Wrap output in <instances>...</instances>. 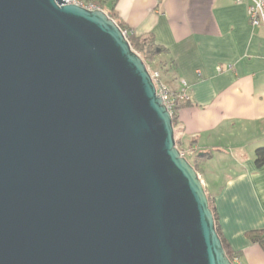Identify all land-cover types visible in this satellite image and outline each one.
<instances>
[{
  "label": "water",
  "instance_id": "obj_1",
  "mask_svg": "<svg viewBox=\"0 0 264 264\" xmlns=\"http://www.w3.org/2000/svg\"><path fill=\"white\" fill-rule=\"evenodd\" d=\"M0 264H234L104 10L0 0Z\"/></svg>",
  "mask_w": 264,
  "mask_h": 264
},
{
  "label": "crops",
  "instance_id": "obj_2",
  "mask_svg": "<svg viewBox=\"0 0 264 264\" xmlns=\"http://www.w3.org/2000/svg\"><path fill=\"white\" fill-rule=\"evenodd\" d=\"M115 12L133 36L165 50L154 60L162 81L187 91L175 138L193 152L235 263L264 264L251 237L264 232V166L255 163L264 149V31L237 0H119Z\"/></svg>",
  "mask_w": 264,
  "mask_h": 264
},
{
  "label": "trees",
  "instance_id": "obj_3",
  "mask_svg": "<svg viewBox=\"0 0 264 264\" xmlns=\"http://www.w3.org/2000/svg\"><path fill=\"white\" fill-rule=\"evenodd\" d=\"M88 3H94L93 0H89ZM98 7H100L101 9H103L105 12H107L110 17L112 19H114L117 24L120 26V28L124 31L127 30V28L123 25V23L118 19L117 14L115 12V5L114 3H110L108 0H96L95 3ZM110 4V7L108 9H106V6ZM129 30V29H128ZM131 31V30H130ZM129 42L131 44L132 49L138 53L143 60L145 61H150L151 67H152V71L153 72H159L162 76L161 71H163V64L162 62H160L159 64H155L154 60L156 59L155 57H157L160 53H164L165 50L162 49L161 47L157 46L154 42V40L152 38H148V39H141V38H136L135 36H133L132 34L129 37ZM163 79V78H162ZM171 90V89H170ZM173 93H177L175 91H172ZM189 103V99L187 101L184 102H178L176 107H175V111L173 113V126L175 128V126L179 123V110L181 109L182 106L186 105ZM189 160V159H188ZM256 166L258 168H261L264 166V149H258L256 152ZM210 207L214 213L215 216V220L217 223V216L213 210L211 201H210ZM217 231L219 234V229L217 227ZM220 235V234H219ZM221 237V236H220ZM253 238L254 242H258L260 243L262 246H264V232H259V233H254L251 236ZM222 239V238H221ZM223 245H224V249L226 251L227 256L229 257V259L234 263H235V256L230 252L228 246L226 245V243L223 241Z\"/></svg>",
  "mask_w": 264,
  "mask_h": 264
},
{
  "label": "built area",
  "instance_id": "obj_4",
  "mask_svg": "<svg viewBox=\"0 0 264 264\" xmlns=\"http://www.w3.org/2000/svg\"><path fill=\"white\" fill-rule=\"evenodd\" d=\"M67 4L78 5L89 10H103L94 3H84L79 0H64ZM110 3L116 4L119 0H108ZM237 2H246L248 5V17L252 27L260 28L264 31V0H237ZM123 31V30H122ZM125 37L129 40L132 32L130 30L123 31ZM218 71L221 72L222 68L219 67ZM151 72V71H149ZM151 77L156 85L157 94L163 99L164 104L170 114L173 116L175 107L178 102H184L189 99L186 89L180 92L173 93L170 88L162 81V76L159 72H151ZM192 151L181 152L182 156L188 157ZM188 159V158H187Z\"/></svg>",
  "mask_w": 264,
  "mask_h": 264
},
{
  "label": "rangeland",
  "instance_id": "obj_5",
  "mask_svg": "<svg viewBox=\"0 0 264 264\" xmlns=\"http://www.w3.org/2000/svg\"><path fill=\"white\" fill-rule=\"evenodd\" d=\"M109 7H110V5H107V6H106V9H108ZM159 55L161 56V55H163V53H162V54L160 53ZM164 57H165V56L163 55V56L161 57V60H162ZM142 59H143V58H142ZM144 61H145V60H144ZM145 63H146V65H147V67H148V70L152 72L153 69H152L151 65H149V64H150V61H145ZM151 72H150V74H152ZM161 78H162V77H161ZM162 80H163V79H162ZM177 126H178V124H177V125L175 126V128H174L175 131H176V129H177ZM175 140H176L177 147H178V149L180 150V152H189V151H183L182 148L179 146V144H178L176 138H175ZM188 157H189V156H188ZM188 157H187V158H188ZM189 160H190V159H189ZM208 176H209V175H208Z\"/></svg>",
  "mask_w": 264,
  "mask_h": 264
}]
</instances>
